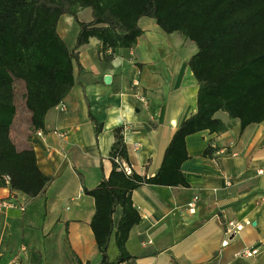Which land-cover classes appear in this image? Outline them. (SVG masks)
Segmentation results:
<instances>
[{
	"label": "crops",
	"instance_id": "obj_1",
	"mask_svg": "<svg viewBox=\"0 0 264 264\" xmlns=\"http://www.w3.org/2000/svg\"><path fill=\"white\" fill-rule=\"evenodd\" d=\"M75 23L63 14L57 24L70 48ZM139 25L143 32L131 48L99 53L94 37L79 47L75 83L62 100L66 110L50 108L43 129L32 132L29 112L17 109L12 126L23 117L19 126L30 133H19L18 147L33 139L37 165L52 180L36 196L0 186V199L13 204L0 214V264H30L36 251L41 264L98 263L101 255L90 227L94 199L84 188L110 173L113 129L123 126L124 162L152 176L175 129L196 111L197 84L186 64L195 44L165 33L150 17H141ZM105 75H110L107 82ZM91 116L102 123L98 133ZM214 116L227 125L225 131L186 136L189 157L181 170L187 186L144 183L132 190L141 219L125 243L133 258L120 264H264V120L241 129L239 119L225 111ZM205 147L212 152L203 154ZM120 213L117 205L114 226ZM230 220L249 223L226 235ZM255 247L250 256L240 254ZM107 254L110 260L117 254L112 236Z\"/></svg>",
	"mask_w": 264,
	"mask_h": 264
},
{
	"label": "trees",
	"instance_id": "obj_2",
	"mask_svg": "<svg viewBox=\"0 0 264 264\" xmlns=\"http://www.w3.org/2000/svg\"><path fill=\"white\" fill-rule=\"evenodd\" d=\"M87 7L91 18L79 20L78 11ZM63 14L72 16L78 26L72 48L57 31ZM143 16L152 18L165 33H178L195 44L196 52L186 64L196 80L197 108L173 132L152 176L123 169L121 162L128 161L123 126L113 129L110 173L93 188H84L94 199L90 227L101 255L96 264H120L133 258L125 243L129 229L141 219L131 200L135 187L188 185L181 170L189 157L187 135L225 131L227 125L214 116L219 110L238 118L241 129L264 120V0H0V186L8 184L28 196L44 192L52 176L40 171L33 139L29 138V146L19 148L11 138L16 82L23 87L31 131L43 129L46 112L75 83L79 47L94 37L99 53L131 48L143 32L139 25ZM91 119L98 133L102 123ZM212 150L205 147L203 154ZM117 205L121 213L114 226L112 214ZM111 236L117 254L110 260ZM30 264H41L39 252L31 254ZM76 264L82 263L77 260Z\"/></svg>",
	"mask_w": 264,
	"mask_h": 264
},
{
	"label": "built area",
	"instance_id": "obj_3",
	"mask_svg": "<svg viewBox=\"0 0 264 264\" xmlns=\"http://www.w3.org/2000/svg\"><path fill=\"white\" fill-rule=\"evenodd\" d=\"M136 84V82H135ZM57 108H59V110L61 111H65L66 110V105L63 103V101H60L58 102L56 105H55ZM136 147V146H135ZM121 166L123 167V169L126 171V172H129L131 170V167L125 163L124 161L121 162ZM5 180H8V176H5L4 177ZM13 204L10 202V201H7V200H1L0 199V214L2 213V211L7 208V207H10L12 206ZM249 221L248 220H245L244 222H239V221H234V220H230L227 222L226 224V227H225V234L226 235H229V234H233L237 231H239L244 224H248ZM222 245H225L227 244V241L224 239L222 242H221ZM257 247L255 248H244L240 254L241 255H244V256H250L252 255L253 253H255L257 251Z\"/></svg>",
	"mask_w": 264,
	"mask_h": 264
},
{
	"label": "rangeland",
	"instance_id": "obj_4",
	"mask_svg": "<svg viewBox=\"0 0 264 264\" xmlns=\"http://www.w3.org/2000/svg\"><path fill=\"white\" fill-rule=\"evenodd\" d=\"M91 18V14H90V8H84L80 13H79V19L82 21H87ZM64 22V21H63ZM62 24V23H61ZM63 25V24H62ZM75 26H77V24L75 23ZM77 30H78V26H77ZM177 34V33H176ZM179 35V34H178ZM181 36V35H179ZM182 37V36H181ZM183 39V37H182ZM189 40V39H187ZM190 41V40H189ZM191 42V41H190ZM66 43L68 45H70V41L69 39H66ZM15 89H16V105H17V109L19 112H21V107L23 106V98H22V92H23V87L22 84L18 81L16 82L15 85ZM23 121H25L22 117V119H19L13 126H12V132H11V138L13 139V141L15 142V144L17 146H19L20 143V139L18 138L19 133L21 132L22 134H26L27 136L30 134L29 131H27L28 127L27 126H23V128H21L19 125L24 123ZM21 145V144H20Z\"/></svg>",
	"mask_w": 264,
	"mask_h": 264
},
{
	"label": "water",
	"instance_id": "obj_5",
	"mask_svg": "<svg viewBox=\"0 0 264 264\" xmlns=\"http://www.w3.org/2000/svg\"><path fill=\"white\" fill-rule=\"evenodd\" d=\"M103 79H104L105 82L109 81L110 80V75H105Z\"/></svg>",
	"mask_w": 264,
	"mask_h": 264
}]
</instances>
